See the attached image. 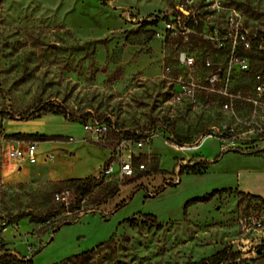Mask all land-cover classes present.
I'll return each instance as SVG.
<instances>
[{
    "label": "rangeland",
    "instance_id": "374dc122",
    "mask_svg": "<svg viewBox=\"0 0 264 264\" xmlns=\"http://www.w3.org/2000/svg\"><path fill=\"white\" fill-rule=\"evenodd\" d=\"M176 2L208 20L207 26L237 13L247 28L264 29V0H0V139L6 138V120L36 115L44 104L75 114L69 132L86 141L80 122L92 117L111 118L124 136L157 123L166 133L151 136L139 150L144 169L123 180L103 177L78 217L55 232L53 220L63 213L41 229L30 221L46 211V194L56 189L52 181L4 184L0 177V246L23 255L39 248L32 264H192L233 236L241 205L253 199L225 186L236 172L251 171L244 158L264 156L225 151L213 161L215 139L191 146L212 114L166 102L162 44L150 34L153 27L142 24ZM171 141L189 146L176 148ZM7 151L5 146V158ZM107 182L117 192L96 204L99 186ZM215 189L221 191L209 201L184 207Z\"/></svg>",
    "mask_w": 264,
    "mask_h": 264
},
{
    "label": "built area",
    "instance_id": "2783aa9c",
    "mask_svg": "<svg viewBox=\"0 0 264 264\" xmlns=\"http://www.w3.org/2000/svg\"><path fill=\"white\" fill-rule=\"evenodd\" d=\"M145 21L151 22L152 35L164 51L160 77L166 102L212 114L208 127L191 146L197 147L211 137L217 141L219 152L264 156V29L247 28L237 13L223 14L207 26L208 20L180 2ZM253 55L260 57L252 60ZM80 126L88 141L109 150L95 177L119 180L145 168L139 150L151 136L164 137L165 133L157 123L124 136L111 118L101 117L81 121ZM16 144L10 145L8 157L24 158L28 164L53 158L51 151H39L36 140L24 142L23 149ZM170 144L180 149L189 146ZM71 195L64 188L53 197L66 205ZM252 199L250 206L241 205L233 236L214 255L192 264H264V200Z\"/></svg>",
    "mask_w": 264,
    "mask_h": 264
},
{
    "label": "crops",
    "instance_id": "0c3cea01",
    "mask_svg": "<svg viewBox=\"0 0 264 264\" xmlns=\"http://www.w3.org/2000/svg\"><path fill=\"white\" fill-rule=\"evenodd\" d=\"M40 124L38 128H31L28 125L32 122ZM4 134L9 135L16 132L23 133H50L70 137L68 140L38 141L40 152L51 151L53 158L38 166L28 164L23 159L12 160L5 158V146L8 149L12 143L17 142L20 149L24 148V142L13 139H0L2 153L0 155V177L1 183L11 184L27 182L33 179H45L57 181L67 178L95 176L100 165L109 155L108 148L89 143L81 136L69 132L73 129L72 121L65 120L60 115L47 113L36 119L28 120H6ZM28 126V127H27ZM141 153V152H140ZM215 153V152H214ZM8 156V155H7ZM245 165L251 171L246 176L235 173L231 187L235 193L253 196L264 200V157L244 158Z\"/></svg>",
    "mask_w": 264,
    "mask_h": 264
},
{
    "label": "trees",
    "instance_id": "16d2710c",
    "mask_svg": "<svg viewBox=\"0 0 264 264\" xmlns=\"http://www.w3.org/2000/svg\"><path fill=\"white\" fill-rule=\"evenodd\" d=\"M143 25H149L151 22L143 20ZM150 34H153V32L150 30ZM41 106V105H40ZM56 107H53L52 105L44 104L42 108H40V112H38L36 115L32 116H19L17 117L18 120H28V119H34L41 117L44 114L51 113L55 115L62 116L65 120L68 121H76L78 117L73 113H67L66 110H59ZM10 119H14L13 117H10ZM5 139H13L18 141H30V140H36V141H48V140H68L70 137L62 136L58 134H38V133H23V132H16L5 136ZM105 147V146H104ZM221 152L215 156V161ZM140 159V158H139ZM138 158H135L134 161L139 160ZM198 162H193L192 166L190 168H193L196 166ZM196 173H201L199 171H195ZM102 182V178H96L95 176H86V177H77V178H67L57 181H52L51 186L55 187L56 189L50 191L48 194H46L45 197V205L46 211L44 214H36L32 217H30V221L34 223L41 224V228L46 226V223L49 222L50 218L55 217L56 215H59L61 213L62 216H59L57 219H54L55 224L51 228V232H55L59 229L61 225L69 224L73 222L79 215L80 212H82L81 207L89 203V194L91 193L92 189ZM22 185L21 183H18ZM174 185V184H172ZM99 193L101 194V197H99L95 203H103L104 201L108 200L112 196L115 195L117 192V185L114 183L107 182L103 186H99ZM67 188L71 191V198L68 199V203L64 205L63 202L55 200L53 197V194L55 192H59L62 189ZM156 192L160 191V188L155 190ZM221 190H213L209 193H206L203 196L200 197H193L186 201L185 206L191 203L196 202H207L211 199L213 195L218 193ZM155 192V193H156ZM131 194H129L126 198H124L120 203L116 205L115 208H118L126 203V201L129 199ZM247 196V195H246ZM251 198H256L253 196H248ZM73 210H75L74 213H71ZM115 210V209H114ZM113 210V211H114ZM112 211V212H113ZM127 221L132 222L134 221L133 218H126ZM40 231V230H38ZM44 231V230H43ZM93 249L85 250L81 254H78L76 256H72L71 258H79L83 255L88 254ZM0 264H32V257L39 251L38 249H31L28 255H23L17 252H13L10 250H7L6 248H3L0 246ZM66 260V259H65ZM65 260H61L59 263L64 262Z\"/></svg>",
    "mask_w": 264,
    "mask_h": 264
}]
</instances>
